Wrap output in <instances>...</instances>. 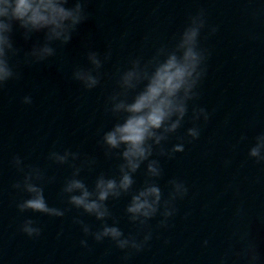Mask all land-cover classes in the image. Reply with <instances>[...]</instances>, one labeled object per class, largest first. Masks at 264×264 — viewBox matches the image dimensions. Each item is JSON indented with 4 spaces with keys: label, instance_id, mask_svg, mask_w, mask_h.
<instances>
[{
    "label": "water",
    "instance_id": "1",
    "mask_svg": "<svg viewBox=\"0 0 264 264\" xmlns=\"http://www.w3.org/2000/svg\"><path fill=\"white\" fill-rule=\"evenodd\" d=\"M200 9L206 11L209 25L219 29L211 36L205 30L202 37L211 56L197 103L208 109L211 119L201 124L200 139L187 143L183 153L159 158L164 168L161 188L167 193V181L179 178L187 183L189 196L178 202L180 212L168 229H156L157 221H151L150 247L127 264H218L230 247H240L238 238L244 232L250 233L264 260V166L247 155L254 137L264 131V0H89V19L72 42L56 45L57 55L44 63L22 64L21 79L0 91V264H124V253L110 241L97 244L89 237L90 250L81 247L84 236L73 223L80 215L75 208L63 218L19 213L15 203L24 194L12 185L22 176L11 161L19 155L26 165L40 166L53 177L45 196L50 206L61 208L69 207L59 193L72 170L49 161L50 151L71 149L82 158L94 157L95 168L81 173L90 188L100 172L113 174L119 161L106 158L98 141L101 129L112 123L104 106L117 69L130 57L147 58L155 47L171 41L188 16ZM14 39L22 58L43 35L25 42L16 32ZM109 49L111 60L104 64L101 85L84 90L72 79L73 69L88 66L89 50L103 56ZM26 95H31V105L22 103ZM191 126L186 118L176 135ZM243 135L248 140L241 142ZM176 142L173 136L167 147ZM143 173L142 167L136 187L142 185ZM128 199L108 202L126 234L137 230L124 213ZM28 216L43 228L37 239L19 231ZM82 218L94 230L100 226L95 217Z\"/></svg>",
    "mask_w": 264,
    "mask_h": 264
},
{
    "label": "clouds",
    "instance_id": "2",
    "mask_svg": "<svg viewBox=\"0 0 264 264\" xmlns=\"http://www.w3.org/2000/svg\"><path fill=\"white\" fill-rule=\"evenodd\" d=\"M89 0H0V91L9 82L21 79V65L44 63L57 55L56 45L72 42L80 25L89 19ZM205 30L209 36L218 32V26L209 25L204 9L188 16L183 27L171 41L155 47L151 55L133 56L115 73V87L106 97L104 110L112 119L111 126L101 129L99 147L108 159L119 161L111 175L100 172L91 188L81 178L86 169L92 171L97 160L84 156L79 151L52 150L47 159L56 165H68L71 175L65 179L59 196L69 207L50 206L45 196V186L52 183L40 166L26 165L16 155L11 163L22 179L12 187L24 194L15 203L19 213H39L53 218H63L73 208L80 215L73 217L84 238L83 248L89 249L88 238L97 244L105 240L124 253L122 261L127 264L134 254L149 248L156 229H168L180 212L178 202L189 196L187 183L179 178L167 181L168 191L161 188L159 180L164 168L159 158L174 159L185 151V145L201 137V124H207L211 113L197 101L201 98V86L208 75L211 52L202 44ZM19 32L25 42L36 34H42L28 51L16 46L15 33ZM206 38V37H204ZM111 60V50L103 56L100 52H87L88 66H76L72 79L84 90L92 91L101 85L102 69ZM22 103L31 105V95L22 98ZM186 118L191 123L183 135L176 134L184 126ZM175 136L177 142L167 147ZM246 135L240 141H247ZM238 145H234L235 149ZM248 157L264 166V131L254 137L248 149ZM226 161L225 164H230ZM144 168V180L136 187V174ZM129 197L124 213L129 223L136 226L135 232L125 233L119 226L109 201ZM239 214V213H238ZM83 215L95 217L98 228L85 222ZM188 213H185V219ZM112 222L109 223L108 221ZM19 231L29 238L37 239L43 228L37 220L26 217ZM168 243V241H166ZM207 247L208 241L205 240ZM240 247H230L219 258L218 264H264L250 233L239 235Z\"/></svg>",
    "mask_w": 264,
    "mask_h": 264
}]
</instances>
